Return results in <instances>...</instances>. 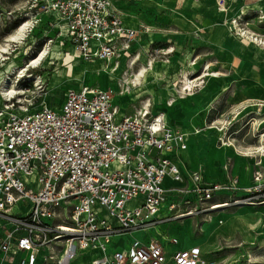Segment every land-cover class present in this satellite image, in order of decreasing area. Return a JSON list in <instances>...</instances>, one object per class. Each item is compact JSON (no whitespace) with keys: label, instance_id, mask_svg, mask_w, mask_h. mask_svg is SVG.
Instances as JSON below:
<instances>
[{"label":"built area","instance_id":"built-area-1","mask_svg":"<svg viewBox=\"0 0 264 264\" xmlns=\"http://www.w3.org/2000/svg\"><path fill=\"white\" fill-rule=\"evenodd\" d=\"M119 1L29 0L24 17L32 28H51L56 38L47 30L44 37L56 40L65 53L74 46L84 60L100 62L120 85L123 75L144 62L134 47L143 42V31L124 22ZM215 1L227 10L226 0ZM170 48L153 47L148 59L170 54ZM125 94L83 83L67 89L60 112L46 100L32 98L20 110L14 97L6 101L0 110V264H73L79 251L95 253L91 264L204 263L199 246L169 250L158 240L134 239L119 248L114 242L118 235L164 220L159 212L165 179L185 180L169 155L175 146H187L183 137L167 127L162 113L152 114V105L145 108L147 98L135 113L123 112L118 97ZM171 97L169 105L175 102ZM233 121L215 124L219 143H232L231 125L239 120ZM250 122L258 141L250 153L256 158L251 182L242 185L230 162L223 166L224 181H208L202 170H193L189 179L201 206L176 217L264 203V120ZM218 195L226 199L214 202Z\"/></svg>","mask_w":264,"mask_h":264},{"label":"rangeland","instance_id":"rangeland-1","mask_svg":"<svg viewBox=\"0 0 264 264\" xmlns=\"http://www.w3.org/2000/svg\"><path fill=\"white\" fill-rule=\"evenodd\" d=\"M209 1L185 0L176 6L178 10L174 12L167 9L165 3L168 0H138L136 3L123 1L119 4L128 13L130 20L139 24L143 33H146V37L150 36V40H159L150 46L146 44L148 56L151 51L153 52V47L155 49L171 47L172 50L174 48L170 54L160 52V54L154 55L157 60L156 64L153 63L152 69L150 66L147 75L149 72L151 73L145 77L142 85L133 87L130 92H135L138 98L145 96L151 102V96L157 100H160L161 97L164 101L168 97H175V103L171 105L165 101L161 112L171 117V120H176V124L180 123L181 127L178 129L183 133L192 128L195 123L192 120H197L195 128L203 131L201 136H197L198 138L191 137L190 149L196 148L192 150V157L188 155L191 151L187 150L185 162L180 161L179 153L175 150L181 148L180 146H175L171 151L174 158L182 162L186 183L172 195L167 203L169 208L167 213H170L159 223L169 224L159 225L162 232H171L184 246H199L203 251V264H264V203L221 208L210 212V214L194 213L192 216L176 217L201 206L202 202L193 196V192L190 190L191 185L188 182L193 168L207 171V160L223 156L225 153L227 162L231 163V168L237 158L251 157V147L258 141L254 136L256 127H252L250 120H264V105H257L258 103L264 104V93L257 94L259 89L264 92V45L245 41L242 33L248 31L249 36L264 42V5L252 6L245 4L246 0H229V11L234 14L236 19L238 18L239 26L237 28L232 23L235 19L227 18L228 10L223 11L224 9L221 10L218 7V13L221 16L215 11L217 5H211ZM259 1L257 0V2ZM212 2L216 3L215 0ZM30 4L29 0H0V46L7 44L6 40L9 35L13 34L19 24L27 19L24 16L30 10ZM239 5L245 7L241 6L236 15L235 10ZM187 9L190 12H185ZM203 23L208 26L204 27ZM31 29L33 31L27 33L22 43H10L11 54L6 55L8 59L4 60V64L0 66L1 91L3 88L2 79L11 70L14 71L13 66L24 65L30 57L45 48L60 49L56 40L50 41L43 35L47 30L48 36L56 38L57 34L51 28L43 25L41 28L31 27ZM238 29L243 30L239 31ZM26 50H28L27 55H25ZM59 51V56L66 57V62H68L70 59L68 51L66 53L61 49ZM148 56L145 57L144 63L148 61ZM48 58L40 67L32 68L25 77L19 78L16 74L10 75L11 85L15 84L18 90L25 91L24 94L16 95L13 98L15 109L24 108L23 106L33 98L35 103L46 100L51 108L60 112L67 89L69 87L76 88L85 80L90 84L103 88L112 87L117 90L118 80H111L108 71L106 70V72L98 61L94 63L97 68L103 70L101 75L95 72H92L95 74L91 75V72L88 71V74L83 72V74L73 77L72 71H70L73 83L79 81L78 85L75 86L67 80H58L51 84V78L56 73L57 65L50 64V62H56L58 57L51 54ZM165 60H169V62L166 63ZM75 61L77 69L90 62L87 60L79 62L76 59ZM60 62L61 60L57 64ZM179 62L185 66L178 67ZM79 63L81 64L79 65ZM208 67L209 70H206ZM185 70L189 71L191 79H197L201 74L210 72V75L198 80L199 85L195 87L194 100L189 96L187 100H182L178 95ZM214 73H218V75H213ZM29 74L31 75L29 76ZM37 76H41V82L35 80ZM88 80L92 81L88 82ZM41 85L42 88H40ZM130 102L128 101L127 104ZM5 103L6 101L0 98V110L4 108ZM139 108V104L137 107L129 105L128 112L135 113ZM151 111L152 114H155L157 109H151ZM178 120L182 121L178 122ZM225 120L227 122L235 120L232 124L239 120L238 123L231 125L228 136V139L233 144L235 143L236 148L229 145L230 148L221 153L220 150L215 149L216 146H223L216 140L218 130L215 124L219 125ZM241 127H244L242 131L234 134V131ZM209 135H214L212 139L214 142L209 143L203 150L202 145L206 143L205 140ZM199 137L204 139L203 143L200 142ZM240 145L248 148H240ZM157 152L158 150L155 148L151 155L155 157ZM218 165L219 163L216 162L215 167L218 168ZM225 199L223 197L215 201H224ZM171 203L174 206L172 209L169 207ZM146 213L147 210H143L141 216H145ZM187 218H191V220L185 221ZM130 234L132 235V233H127L125 236H121L122 240L126 239L125 247H128L132 242ZM170 241L172 242V240ZM122 246L120 244L119 248ZM90 252L79 251L72 263L89 264L90 259L95 255ZM87 253L90 256H87Z\"/></svg>","mask_w":264,"mask_h":264},{"label":"bare ground","instance_id":"bare-ground-1","mask_svg":"<svg viewBox=\"0 0 264 264\" xmlns=\"http://www.w3.org/2000/svg\"><path fill=\"white\" fill-rule=\"evenodd\" d=\"M219 11V10H218ZM239 17V16H238ZM227 18L228 19H232L234 20V25L238 28L239 24H238V18L236 19L235 16L233 14L230 13V11L228 10L227 12ZM233 25V26H234ZM236 28V29H237ZM242 28V27H241ZM239 31H242L243 29H238ZM33 29H31V24H30V21H24V22H21L19 24V26L17 27V29L15 30V32L11 35H9V37L7 38V44L5 45H1L0 46V66L3 65V61L8 59V57L6 56L7 54H11V47H10V43L11 42H17V43H22V40L25 39V37L27 36V33L29 32H32ZM238 31V32H239ZM243 33V36L245 37V41L247 42H256V43H261L262 45H264L263 41L262 40H259L258 38H255L253 36H249L250 33L248 31H244L242 32ZM239 34V33H238ZM252 34V33H251ZM143 37H146V33H143ZM255 44V43H254ZM251 45V44H250ZM255 46V45H254ZM60 49H48V48H45L43 50H40L36 55L30 57L29 61L27 63H25L24 65L22 66H13V69L14 71H10L6 77H4L2 79L3 81V88H2V91L0 90V98L1 100H4V101H7L9 100L10 98H13L15 97L16 95H20V94H24L25 91L24 90H18V87H16V85L12 84L11 85V74H16L17 77L19 78H22V77H25L28 75V72H30V70L32 68H38L40 67L43 62L47 59H49L48 57H50V55L52 54L53 56H57V61L56 62H53L51 61L50 64H54V65H57V68L55 70V74L53 75V78H51L52 80V83H56V81H60V80H67L68 82H71L73 83V80L71 79V75L69 74L70 71H72V75L73 77L74 76H78L80 75L81 73L83 74L84 73H87L88 71L91 72V75L97 73V74H103V70L101 68H97V66L95 65L94 62H87L85 65L81 66V67H78V69L75 67V64L77 63L75 61V59L79 62H85L86 60H84L78 53L76 47L74 46H70V48L68 49V53H69V61L66 62V57H60ZM172 51V49L169 50V52ZM28 54V50H26L25 52V55ZM14 55V54H13ZM53 58V57H52ZM61 60L60 63L57 64V62ZM143 61H145V58L143 57L142 58ZM149 61V64L148 61H146L145 63L141 64L140 68L138 70H136L135 72H133V74H131L130 76H127L126 75H123V77L120 79L121 81V84L119 85V83L117 82V91H120L121 93H126V92H129V94H125L122 96V99H125L127 98L128 95H134L135 98H138V95H135V92H130L131 89L133 87H137V86H140L144 83L145 81V77L147 76V72L149 71L150 69V66H151V69H152V66H153V63L156 64V61L157 60H154L152 58H149L147 59ZM166 63L169 62L167 60H165ZM164 61V62H165ZM19 62V61H18ZM163 62V60H162ZM15 64V63H14ZM13 64V65H14ZM81 63H79L80 65ZM16 65V64H15ZM162 65V64H161ZM159 66V64H158ZM163 67V66H162ZM206 70H209V67L206 69ZM59 74H58V73ZM88 72V73H89ZM92 72H95V73H92ZM87 73V74H88ZM184 73V76L182 77L183 79L181 80V84H180V87L178 89L179 91V97L182 99V100H187L188 96L189 98H192L193 100L195 99V96H196V93H195V87L199 85L198 83V80H201L202 78L210 75V72H205L203 74H201V76H199L197 79H191L190 78V75L189 74V71L185 70V72L183 71ZM86 74V75H87ZM31 74H29L30 76ZM213 75H218V73H214ZM102 77V76H101ZM35 80L37 82H41V76H37L35 77ZM102 81V79H100ZM79 82V81H78ZM78 82L77 83H73L75 86L78 85ZM80 83V82H79ZM73 85V86H74ZM122 86V87H121ZM206 87V86H205ZM204 87V89H205ZM178 88V87H177ZM218 90V89H217ZM206 94V93H205ZM132 95V96H133ZM202 97V96H201ZM178 98V97H177ZM179 98V99H180ZM178 99V100H179ZM180 99V100H181ZM149 100V99H148ZM147 99L145 100L146 104L148 106H146L145 108H149L150 105L153 104V102H151L150 100L148 101ZM150 102V103H149ZM168 103V101H167ZM166 103V104H167ZM169 104V103H168ZM160 105H158L156 107L157 111L162 113L166 120H165V123L167 124V127L170 128L171 130L174 131V134L178 135V136H182L183 137V140L185 142V144L188 146L187 144V138H186V135H192L193 137H197V136H201V134H203V131L202 130H198L197 127L195 128L196 126V122L197 120H192V122H195L193 125H192V128H189L186 130V133H183L181 130H178V129H175L174 127H172V125L170 124L169 122V118L167 115H165L163 112H161L162 109L159 108ZM7 107L6 105H4V108L1 109V110H5ZM147 112H149L147 110ZM171 116V115H170ZM192 124V123H191ZM191 127V126H190ZM186 128V127H185ZM184 131V130H183ZM214 137V135H213ZM198 138V137H197ZM199 139L204 142V139H202V137H199ZM221 144V143H220ZM263 146L261 147H264V141L262 142ZM221 145H223L222 147H219V146H216L215 149L217 151L220 150L221 153H223L226 149H229L230 147H228L229 145L230 146H233V148L235 149V145L233 143H229V142H225L222 143ZM214 147V146H213ZM212 147V148H213ZM188 148V147H187ZM187 148H177L175 149L176 151L178 152H181V151H185L187 150ZM209 148V147H208ZM210 149V148H209ZM264 149V148H263ZM264 154V153H263ZM237 155V154H236ZM218 206H221V205H218ZM15 207H13L12 209H10L9 211H13ZM1 220V219H0ZM161 224H164L165 223H160L159 225ZM167 224V223H166ZM159 225H155L153 227H147L145 229H142V230H145V231H148L156 226H159ZM127 234V233H126ZM123 234H121L120 236H122ZM164 237V236H163ZM156 238L155 237H152L150 240ZM166 238V237H164ZM93 251L95 252L96 250L93 249ZM87 256H90V254H86Z\"/></svg>","mask_w":264,"mask_h":264},{"label":"crops","instance_id":"crops-1","mask_svg":"<svg viewBox=\"0 0 264 264\" xmlns=\"http://www.w3.org/2000/svg\"><path fill=\"white\" fill-rule=\"evenodd\" d=\"M123 1H126V2H131V3H136L138 0H120L119 2H118V7L119 8H121L122 9V12H123V14H124V22L128 25V26H132V27H134V28H140V26H139V24H137V23H135V22H132L131 20H130V17L127 15L128 13L127 12H125V10L119 5L121 2H123ZM185 0H168V2L167 3H165L166 5H167V9H170L172 12H174L175 10H178L177 9V7L176 6H179L180 4H182L183 2H184ZM209 3L211 4V5H217V3H213L212 2V0H210L209 1ZM226 3H227V10H229V8H230V1L229 0H226ZM245 4H251L252 6H261V5H264V0H260L259 2H257V0H246L245 1ZM241 6H244V5H241ZM240 5L239 6H237V8H236V10H235V14L237 15L238 13H239V8L241 7ZM176 7V8H175ZM245 7V6H244ZM217 9V10H216ZM215 9V11H216V13H218V5H217V8ZM252 9V8H251ZM226 10V11H227ZM185 12H190L188 9L187 10H185ZM231 12V11H230ZM232 13V12H231ZM219 15H221L220 13H218ZM233 14V13H232ZM184 15V14H183ZM234 15V14H233ZM222 16V15H221ZM203 25H204V27H207L208 26V24H204L203 23ZM156 34V33H155ZM150 37V36H149ZM149 37H143V42H141L140 43V45L138 44H135L134 45V47L135 48H137V47H139L140 48V51L142 52V58L144 57H147V50H146V44H148L149 46L151 45V44H154V43H157V41H159V40H150L149 39ZM173 50H174V48H173ZM173 55V54H172ZM171 58V57H170ZM144 62V61H143ZM173 63V62H172ZM174 64V63H173ZM175 65V64H174ZM178 67H180V68H182V67H184L185 66V64L184 65H182V63L181 62H179V64L177 65ZM151 72H149L148 73V75L150 74ZM147 75V76H148ZM89 81H92V80H88V82ZM83 83H87V80H85V81H82L81 82V84H83ZM79 86V85H78ZM264 92L262 91V89H259L258 90V92H257V94H259V95H261V94H263ZM122 96L123 95H121V96H119L118 97V100H119V103L121 104V109H122V111L123 112H125L126 114H133V113H129L128 112V109H129V105H131L132 107H134V105H137V104H139V101L141 100V99H144L145 98V96H141L140 98H135V96L133 95H128L127 96V98H125V100H123L122 99ZM151 98H152V102H153V104H152V106H151V109H156V107L158 106V105H160L159 106V108L160 109H162V108H164V105H165V101H168V99L170 98V97H168L165 101L163 100V98H161L160 97V100H157V99H154V97L153 96H151ZM251 98H256V99H258L259 97H251ZM122 100V101H121ZM130 102L129 104H127V102ZM175 103V102H174ZM158 111H156L155 113H157ZM168 118H169V122H170V124L172 125V127H174L175 129H178V127H181V124L180 123H178V124H176V120H171V117H169L168 116ZM180 121H182V120H178V122H180ZM202 121H204V120H202ZM178 130H180V129H178ZM191 137H193L192 135H186V138H187V144H188V148H187V150L189 149L190 151H191V153L189 154L188 152H187V150H185V151H181V152H178L179 153V158H180V161H186V159H187V153H188V155H189V157L191 156L192 157V150H194L196 147H194V148H192V149H190V145H191ZM214 137H213V135H209L208 137H207V140H205L206 141V143H203L201 140H200V142L201 143H203V145H202V149L204 150L205 148H206V146H208L209 145V143H211V142H214L212 139H213ZM216 140H217V142H218V144H219V141H218V139L216 138ZM208 142V143H207ZM258 145V142L256 143V144H254V146L252 145V149L255 147V146H257ZM240 148H248V147H244L243 145H240ZM206 151V150H205ZM207 152V151H206ZM169 155L173 158V160L179 165V167H180V169H181V171H182V174L184 175V167L182 166V162H179V160L178 159H176V158H174V155H172L171 153H169ZM226 153L223 155V156H217V158H212V159H208L207 161H208V169H207V171H203V173H204V177L206 178V180H208V181H211V182H219V181H224L225 179H226V171L224 170V168H223V166H224V164L227 162V158H226ZM236 158H237V156H236ZM238 160V161H237ZM237 160H235L234 161V163H233V165H232V168H231V171H232V173H234L235 175H238L239 177H240V179H241V184L242 185H248L250 182H251V175H252V170H253V167H254V162H255V160H256V158L255 157H253V156H245L244 158H242V159H238L237 158ZM216 162H218L219 163V165H218V168H216L215 167V165H216ZM185 164V163H184ZM263 166H264V158H263ZM194 170H197V168H193ZM188 182L190 183V190L193 192V190H192V188H193V183H192V181L190 180V179H188ZM186 183V178H185V180L184 181H175V180H173L171 177H167L166 179H165V184H164V186L166 187V189H167V193H166V200H165V203H164V205H163V207H162V209H161V211L159 212V216L162 218V217H166V216H168V214L170 213H167V211H168V206H167V203H169V199L172 197V195L174 194V193H176V192H178L179 191V189L184 185ZM193 196L195 197V194H194V192H193ZM223 197H225L226 198V196L225 195H218V196H216L215 198H214V202H218V201H215L216 199H219L220 200V198H223ZM196 198V197H195ZM172 204V203H171ZM167 206V207H166ZM165 207H166V209H165ZM191 220V218H187V219H185V221H187V220ZM1 223V222H0ZM162 223H166V222H162ZM158 224V223H157ZM157 224H155V225H157ZM160 224V223H159ZM158 224V225H159ZM167 224H169V223H167ZM173 224V223H172ZM155 225H152V226H150V227H153V226H155ZM162 225V224H161ZM163 228V227H162ZM139 232H141V234H138ZM122 236H125V234H123ZM130 236H131V240L133 241L135 238L136 239H139V240H142V241H144V242H150L151 240V238L152 237H155L156 236V238H154V239H152V240H158V241H160V242H163L165 245H166V247L169 249V250H173V249H185V248H191V247H194V246H197V245H189V246H184V244L183 243H180L179 241H178V244H172L171 243V239L172 238H176L175 236H173V234L170 232V233H165V232H162V230H161V226H156V227H154V228H152V229H150V230H148V231H145V230H136V231H134V232H132V235L130 234ZM166 237V238H164V237ZM135 237V238H134ZM125 241H126V239H121V236L120 235H118V236H116L115 238H114V242L115 243H117V244H121V245H123V246H126L125 245ZM202 250V249H201ZM202 254H203V251H202ZM91 260V259H90ZM89 264H91V261H90V263Z\"/></svg>","mask_w":264,"mask_h":264}]
</instances>
